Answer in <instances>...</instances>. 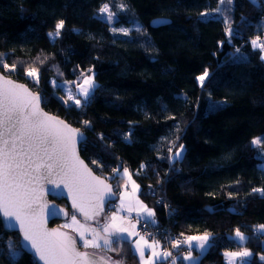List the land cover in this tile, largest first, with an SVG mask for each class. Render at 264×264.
<instances>
[{
  "label": "trees",
  "instance_id": "1",
  "mask_svg": "<svg viewBox=\"0 0 264 264\" xmlns=\"http://www.w3.org/2000/svg\"><path fill=\"white\" fill-rule=\"evenodd\" d=\"M105 4L111 21L100 12ZM218 5L0 0V53L17 65L15 71L0 65V72L39 93L46 112L85 133L80 157L114 189L124 178L113 169L129 161L145 166L130 176L138 198L155 213L148 238L208 233L195 264H226L224 252L245 249L253 255L242 264H264V231L257 230L264 225V193L253 192L264 189V141L251 144L264 135V53L249 43L264 32V0H233L217 12ZM154 19L166 22L153 27ZM61 20V35L50 38ZM32 68L39 69V84L26 75ZM206 69L201 87L196 78ZM81 72L92 74L96 87L82 107L65 104L50 81H71ZM180 145L181 158L168 159ZM55 202L68 209L63 200ZM237 229L245 240L236 239ZM113 248L119 251L96 252L139 264L129 240ZM0 264H36L1 222Z\"/></svg>",
  "mask_w": 264,
  "mask_h": 264
},
{
  "label": "snow or ice",
  "instance_id": "2",
  "mask_svg": "<svg viewBox=\"0 0 264 264\" xmlns=\"http://www.w3.org/2000/svg\"><path fill=\"white\" fill-rule=\"evenodd\" d=\"M225 3L232 4L233 0H219V5ZM215 11L219 12L220 7ZM101 13H107V19L112 20L113 14L105 4ZM209 15L201 13V16ZM225 24H228L225 18ZM164 23V21H159ZM64 21H59L54 32H49L50 38L59 37ZM125 34H127V30ZM228 35L233 30L226 28ZM253 48H259L264 52V41L260 37L251 40ZM239 52V49L236 50ZM264 60V56H261ZM0 65L3 69L15 71L17 65L11 66L4 62V54L0 53ZM91 71V70H89ZM26 75L39 84L40 72L37 68L26 70ZM83 75V74H82ZM210 73L207 69L196 79L204 86L205 80ZM96 87L91 76H85L82 85H78L79 95L87 99L92 90ZM69 100L73 97L69 95ZM42 97L32 93L25 85L18 84L6 75H0V216L6 227H19L24 241L30 244L36 257L43 264H122V261H113L110 256H101L95 252L80 251L84 249H96L104 252L119 251L113 248L124 237L122 233L128 232V236L139 235L132 225V231L124 227V219L119 213L127 208L133 210L132 199L126 200L121 194L120 204L116 207L111 217H105L104 223L99 230L91 227L87 221L95 220L104 211L106 205L110 204V197L114 195L112 188L104 180L94 176L91 170L79 159L76 145L82 139L79 129L70 127L63 120L50 116L41 109ZM67 103V101H65ZM77 107H82L81 101L75 99ZM89 122L85 121V124ZM103 138V137H101ZM264 141V137H257L251 144L258 146ZM184 146L180 145L168 159L179 160L182 156ZM97 163V161H93ZM145 166L141 165V169ZM115 175L131 176L128 169L124 168L123 173L119 169H113ZM131 197H135V192L139 185L135 181ZM54 185L48 189L53 196L62 195L63 189H67L72 200V208L79 212L85 223L77 220L75 213L71 215V223L64 224L62 228H71L78 236H70L68 233L58 229L48 230L45 227L44 213L47 216H57L61 213L68 216V212L57 209L55 205L42 202L44 185ZM62 186V188H61ZM253 192L264 193V189L255 188ZM135 206L143 212L142 219L145 222L155 223V213L147 208L139 200H135ZM14 222V223H10ZM259 231H264V225H259ZM236 238L245 240V236L239 231L235 232ZM210 234L202 236H187L183 241L175 240L171 247L178 249L183 243L187 245L188 251L183 256L185 261L198 259L192 255L193 249L205 250L208 246ZM141 241L143 243H141ZM195 242V244L193 243ZM134 251L139 254L140 264H162L171 258V264H176V257L171 251L161 250L160 242L153 239L152 243L144 236L133 242ZM146 250H151V255L145 258ZM15 255V253H13ZM229 258L228 264H238L244 262L253 254L247 249L242 251L225 252ZM264 261V255L260 256Z\"/></svg>",
  "mask_w": 264,
  "mask_h": 264
},
{
  "label": "rangeland",
  "instance_id": "3",
  "mask_svg": "<svg viewBox=\"0 0 264 264\" xmlns=\"http://www.w3.org/2000/svg\"><path fill=\"white\" fill-rule=\"evenodd\" d=\"M103 15H104V17H107V13H103ZM260 37V39H261V41H263L264 40V32H261V33H258V34H255V37ZM254 38V37H253ZM253 38L252 39H250V40H253ZM255 39V38H254ZM249 40V43H251V41ZM259 49V48H258ZM260 50V49H259ZM264 53V52H263ZM264 55V54H263ZM83 74V75H82ZM85 76H91L92 78H93V76H92V74H86L85 72H81L74 80H71V81H63V82H60V83H56V82H54L53 80H51L50 81V83L52 84V86L54 87V88H57L58 89V91H59V93H60V95H59V93H57L60 97H61V99L63 100V102L65 103V101H67V103H65V104H68V105H73V106H76L75 105V103H74V100L75 99H79L80 101H81V103H83L86 99L83 97V96H80L79 95V88H78V85H82V83H83V79H84V77ZM200 83V82H199ZM69 95H71L72 97H73V99L72 100H69L68 99V97H69ZM264 135L263 134H260V135H258L257 137H263ZM257 137H254V138H257ZM253 138V139H254ZM252 139V140H253ZM128 161H129V159H128ZM129 163V166L127 167V166H124V167H122V168H120L119 169V172L122 174L123 173V170H124V168H127L128 169V174L130 175L131 174V171L132 172H136L137 171V168L139 167L140 169H141V165L142 164H138L137 165V162H135V161H129L128 162ZM138 166V167H137ZM260 167L261 168H264V163H262L261 165H260ZM131 169V170H130ZM119 177H121V178H124V180L122 181L123 183L122 184H120L119 185V187H118V189H114V187H113V189H114V191L116 192V194H117V192H118V198H117V200L115 201V202H113V203H110V205H109V209H107L106 211H105V214H102L100 217H99V219H98V221H96V222H93V223H88L91 227H93V228H97L98 230H99V228H100V225L101 224H103L104 223V218L105 217H111V215L113 214V212L115 211V209H116V207H118L119 206V204H120V196H121V194H124L125 196H127V195H129L130 197H131V193L133 192V184L131 183V181H134L132 178H131V181H129V178H128V175H118ZM136 184V183H135ZM137 185V184H136ZM138 191V190H137ZM137 191L135 192V197L134 198H132L131 197V199H132V203H133V210L132 211H129L127 208H125L124 210H122L120 213H119V215L121 216V217H123V218H125L124 219V227H126L127 229H128V231H132L133 229H132V225H135V231L137 232V230H136V228H137V226H136V223H135V221H133V220H130L131 218H134V220L135 219H142L141 217L143 216V212H142V210H140L138 207H136L135 206V200H139L142 204H144L139 198H138V196H137ZM145 205V204H144ZM146 206V205H145ZM147 208H149L148 206H147ZM142 220H144L145 221V219H142ZM78 221H80V220H78ZM72 221H71V215H69V217H68V219L67 220H65V221H62V222H59L58 223V225H64V224H70ZM98 222V223H97ZM80 223H83V222H81L80 221ZM68 231H70L73 235H75L76 236V238L77 239H79L78 238V236H77V234L75 233V232H73L72 231V229L71 228H68ZM141 233V232H140ZM140 233H138L139 235H137V236H128V232H124V233H122L121 235H122V237H124V239H126V240H129L130 242H131V248H132V250L134 251V247H133V242L134 241H136V240H139V237L140 236H144V235H142V233L140 234ZM156 235V234H155ZM183 235V234H182ZM203 234H198V235H192V236H202ZM147 240H148V243H152V241H153V239H155V238H153V239H150V238H148L147 236H144ZM236 237V236H235ZM183 238H185V235L183 236ZM159 239V242H160V238H158ZM178 239V238H177ZM238 241H240L238 238H236ZM156 240V239H155ZM173 240V239H172ZM141 243H143L142 241H141ZM194 244H195V242H193ZM164 243L163 242H160V249H161V246L163 245ZM208 247V246H207ZM84 249V248H83ZM207 249V248H206ZM205 249V250H206ZM85 250H90V251H96V249H85ZM205 250H203V251H201V250H199V249H196V253H193L192 252V255L194 256V257H197V258H199L200 257V255L205 251ZM98 251V250H97ZM134 253L137 255V257H138V260H139V264H140V259H139V254L138 253H136L135 251H134ZM225 253V252H224ZM224 253H223V257H224V260H225V262H226V264H228V260H229V258L228 257H226L225 255H224ZM16 255H17V252H16ZM151 255V250H146V256H145V258L147 259V257L148 256H150ZM184 256V255H183ZM183 256H182V259H183ZM184 261V264H195V262L197 261V259L196 260H193V261H185V260H183ZM164 262V264H171L170 262V258L167 260V261H163ZM243 262H238V264H242Z\"/></svg>",
  "mask_w": 264,
  "mask_h": 264
},
{
  "label": "water",
  "instance_id": "4",
  "mask_svg": "<svg viewBox=\"0 0 264 264\" xmlns=\"http://www.w3.org/2000/svg\"><path fill=\"white\" fill-rule=\"evenodd\" d=\"M159 21H164V23L166 22V21L163 20V19H154V20H152V21L150 22V25L153 26V27H155V26H158V25L164 24V23H159ZM0 75H4V74H2V73L0 72ZM6 78H7V79H11V78H9V77H7V76H6ZM11 80H12V79H11ZM13 81H14V80H13ZM14 82H16V83H18V84H23V83H20V82H17V81H14ZM23 85H25V84H23ZM25 86H26V85H25ZM26 87H27L32 93H34V94H39V93H35V92H33L28 86H26ZM39 95H40V94H39ZM40 96H41V95H40ZM41 109H42L45 113H47L48 115L53 116V117H56L57 119L63 120V119L59 118V117L56 116V115L49 114L48 112H46V111L42 108V106H41ZM63 121H64V120H63ZM64 122H65V121H64ZM65 123H67V122H65ZM67 124H68V123H67ZM68 125H69V124H68ZM69 126H70V125H69ZM70 127H72V126H70ZM72 128H74V129H78V128H75V127H72ZM79 131H80V133H82V139H81L80 142L77 143V145H76V151H77V155L79 156V159L82 160V161L84 162V160H83V159L80 157V155H79V144H80L81 142H83V141L86 139V135H85V133L82 132L80 129H79ZM84 164H85V165L91 170V168H90L85 162H84ZM91 172H92V174H93L94 176H97V177H99L100 179L104 180L105 183L108 184V185L112 188L114 195L110 197V203L115 202V201L117 200V198H118V195H117L116 192L114 191L112 184H111L110 182H108L106 179H104L103 177H100V176H98L97 174H95L92 170H91ZM50 188H54V185H48V184H45V185H44V191H43V193H42V197H43V201H42V202L47 203V204H49V205H55V207H56L57 209H63L64 212H68V209H69V210L72 211V213H75L77 220H80L81 222L85 223L83 216H82L79 212H76L75 209L72 208V200H71V198H70L69 195H68V191H67V189H63V191H62V195H59V196H53V195L48 191V189H50ZM61 188H62V186H61ZM54 200H55V201H56V200H57V201H59V200H63V201L65 202V204L67 205L68 209H67L66 207H64V206H61V205L57 204ZM105 208H106V207H105ZM103 213H104V212H103ZM103 213H102V214H103ZM102 214H101V215H102ZM101 215H100V216H101ZM100 216H99V217H100ZM67 217H68V216L63 215V213H61V214H59V215H57V216H47L46 211H45V213H44L45 227H46L48 230H51V229H58V230H60V231L66 232V233H68L70 236H73V237L76 238L75 235H73L70 231H68V228H62L61 225H57V226H50V225H49V223H50L51 221H56V220H57V221L62 222V221H65V220L67 219ZM99 217H97L95 220L87 221V223H93V222H96V221H98ZM2 221H3V217L0 216L1 226H2V228H3L4 231L9 232V233L14 232V233L17 234V236H18V245H19V248H20L23 252H25V253H27L28 255H30V256L34 259V261H35L36 264H43V262H42V261H39L38 257L35 256L33 250L31 249L30 244H28L27 241H24V239H23V235H22V233H20V231H19V227H18V226H16V227H6ZM10 223H14V222H11V221H10ZM78 250H80V251H88V250H85V249L79 247V245H78ZM89 252H95V253H97L98 255H101L100 253H98V252H96V251H94V250H93V251H90V250H89ZM101 256H103V255H101Z\"/></svg>",
  "mask_w": 264,
  "mask_h": 264
},
{
  "label": "built area",
  "instance_id": "5",
  "mask_svg": "<svg viewBox=\"0 0 264 264\" xmlns=\"http://www.w3.org/2000/svg\"><path fill=\"white\" fill-rule=\"evenodd\" d=\"M253 38V37H252ZM251 38V39H252ZM254 38H256L254 36ZM253 38V39H254ZM251 41V40H250ZM264 41V40H263ZM130 220H133L135 221L136 223V230H137V233H142V235L144 236H147V237H151L152 234L154 233L153 231H151L148 226L150 227L152 223H150V225H148L144 220L142 219H135L134 218H131ZM140 233V234H141ZM184 235L180 234L178 236H170V235H166L164 238L160 239V242H163L164 244L161 246V250H167V251H171L173 253V255L176 257V262H177V259L178 260H182V256L185 255L188 251V248H187V245L185 244H181L180 247L178 249H173L171 247V244L173 241L175 240H180V241H183L184 238H183ZM178 238V239H177ZM173 239V240H172ZM170 261H171V258H170ZM171 263V262H170Z\"/></svg>",
  "mask_w": 264,
  "mask_h": 264
},
{
  "label": "crops",
  "instance_id": "6",
  "mask_svg": "<svg viewBox=\"0 0 264 264\" xmlns=\"http://www.w3.org/2000/svg\"><path fill=\"white\" fill-rule=\"evenodd\" d=\"M262 56H264V55H262ZM125 198H126V200H127V199H129V198H131V197H130L129 195H127V196H125Z\"/></svg>",
  "mask_w": 264,
  "mask_h": 264
},
{
  "label": "flooded vegetation",
  "instance_id": "7",
  "mask_svg": "<svg viewBox=\"0 0 264 264\" xmlns=\"http://www.w3.org/2000/svg\"><path fill=\"white\" fill-rule=\"evenodd\" d=\"M117 195H119L118 192H117Z\"/></svg>",
  "mask_w": 264,
  "mask_h": 264
},
{
  "label": "bare ground",
  "instance_id": "8",
  "mask_svg": "<svg viewBox=\"0 0 264 264\" xmlns=\"http://www.w3.org/2000/svg\"><path fill=\"white\" fill-rule=\"evenodd\" d=\"M113 203V202H112Z\"/></svg>",
  "mask_w": 264,
  "mask_h": 264
}]
</instances>
